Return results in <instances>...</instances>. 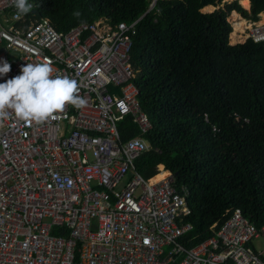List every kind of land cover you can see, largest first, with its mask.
Wrapping results in <instances>:
<instances>
[{"label":"built area","instance_id":"2783aa9c","mask_svg":"<svg viewBox=\"0 0 264 264\" xmlns=\"http://www.w3.org/2000/svg\"><path fill=\"white\" fill-rule=\"evenodd\" d=\"M27 3L31 10L17 19L13 0H0V61L11 65L0 83L50 60L54 76L77 81L87 105H66L42 124L11 112L0 122V264H264V225L239 211L212 237L185 246L189 189H178L165 168L158 182L137 171L152 128L131 58L138 20L58 32ZM237 16L232 33L242 20L236 36L264 46V13ZM127 117L141 135L124 141L119 124Z\"/></svg>","mask_w":264,"mask_h":264},{"label":"trees","instance_id":"16d2710c","mask_svg":"<svg viewBox=\"0 0 264 264\" xmlns=\"http://www.w3.org/2000/svg\"><path fill=\"white\" fill-rule=\"evenodd\" d=\"M27 1L58 32L99 19L138 20L131 58L152 128L136 168L150 179L162 165L178 189H189L185 222L193 230L181 240L185 246L212 237L235 211L264 225V46L231 45L227 20L232 12L257 20L264 0H249L248 10L226 2L210 13L205 8L223 0H155L150 11L154 0ZM119 129L124 141L141 135L130 117Z\"/></svg>","mask_w":264,"mask_h":264},{"label":"clouds","instance_id":"9594fccd","mask_svg":"<svg viewBox=\"0 0 264 264\" xmlns=\"http://www.w3.org/2000/svg\"><path fill=\"white\" fill-rule=\"evenodd\" d=\"M13 3L17 19L32 8L27 0H13ZM10 71L11 65L0 61V77ZM54 71L50 60L27 63L19 75L0 83V122L8 119L11 112L27 123L42 124L64 112L66 105L86 107V99L78 95L77 81L68 76H54Z\"/></svg>","mask_w":264,"mask_h":264},{"label":"bare ground","instance_id":"6f19581e","mask_svg":"<svg viewBox=\"0 0 264 264\" xmlns=\"http://www.w3.org/2000/svg\"><path fill=\"white\" fill-rule=\"evenodd\" d=\"M224 1H232V0H224ZM239 4L242 8L248 10L249 9V1L248 0H239ZM214 7H206L205 8V11H212ZM232 16L230 17L231 19H233V21H235L237 19V13L235 12H232ZM261 23H264V19L261 20ZM242 25H244V21L240 20L238 24H235L234 27H235V32L231 34L230 36V41L231 43L233 42L236 43L237 41L239 40H242L243 36L242 37H237L236 36V32L240 31V33L242 32ZM242 42V41H241ZM169 175V173L167 171L165 172H161L159 173V175L155 176L153 179H152V182H158L162 179H165L167 176Z\"/></svg>","mask_w":264,"mask_h":264},{"label":"rangeland","instance_id":"374dc122","mask_svg":"<svg viewBox=\"0 0 264 264\" xmlns=\"http://www.w3.org/2000/svg\"><path fill=\"white\" fill-rule=\"evenodd\" d=\"M232 1H235V0H232ZM232 1H224V0H223V2H222L219 6L214 7L213 10L210 11V12H213L215 9L217 10V9H219V8H223V7H224V3H226V2H227V3H230V2H232ZM236 1L239 2V0H236ZM218 7H219V8H218ZM243 9H244V8H243ZM210 12H208V13H210ZM204 13H207V12H204ZM232 14H233V13H231V14L229 15V17L227 18V20H228L229 22H230V21L233 22V19L230 18V17L232 16ZM237 17H238V16H237ZM241 41H243V39H242V40H239L238 43H234V44L243 43V42H241ZM230 44H231V45H234L233 42L231 43V41H230ZM158 174H159V172H158ZM254 246H255V248H256L257 250H260L261 247H262L260 240L255 241V242H254Z\"/></svg>","mask_w":264,"mask_h":264},{"label":"crops","instance_id":"0c3cea01","mask_svg":"<svg viewBox=\"0 0 264 264\" xmlns=\"http://www.w3.org/2000/svg\"><path fill=\"white\" fill-rule=\"evenodd\" d=\"M248 1H249V0H248ZM207 7H208V6H207ZM249 8H250V2H249ZM230 36H231V34H230ZM230 36H229V39H230ZM139 136H140V135H139ZM143 136H144V135H143ZM159 167H161V168H159ZM163 168H165V167H163L162 165H159V166L157 167V175H159L158 172H159V171H162ZM157 175H155V176H157ZM155 176H154V177H155ZM154 177H152V178H154Z\"/></svg>","mask_w":264,"mask_h":264},{"label":"water","instance_id":"95a60500","mask_svg":"<svg viewBox=\"0 0 264 264\" xmlns=\"http://www.w3.org/2000/svg\"><path fill=\"white\" fill-rule=\"evenodd\" d=\"M154 4H155V0L152 2V4L150 5V8L148 9V11H150L151 9H152V7L154 6ZM219 8V7H218ZM216 10V9H215ZM147 11V12H148Z\"/></svg>","mask_w":264,"mask_h":264}]
</instances>
